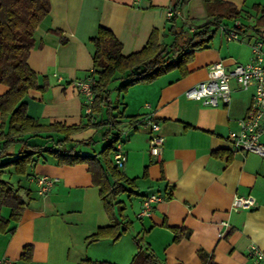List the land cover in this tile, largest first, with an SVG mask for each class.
<instances>
[{"label": "crops", "instance_id": "0c3cea01", "mask_svg": "<svg viewBox=\"0 0 264 264\" xmlns=\"http://www.w3.org/2000/svg\"><path fill=\"white\" fill-rule=\"evenodd\" d=\"M218 1L230 3L241 12L237 20L244 27L237 32L240 41L228 42L217 30L207 47L193 52L185 74L171 69L152 81L132 85L125 94L119 93L116 101L119 98L122 112L110 94L111 112L119 115L118 125L110 131L107 125L103 133L107 135L101 138L104 148L115 134L124 132L119 142L126 161L118 171L134 183L123 184L115 199L123 211L119 216L114 208L113 214L121 227L128 226L127 230L117 241H87L112 221L100 197L105 178L111 181L100 155L102 149L96 152L83 147L80 154L91 160L73 165L58 164L54 157L42 153L26 175L15 174L18 178L13 186V169L1 170L2 179L13 189L22 188L20 193L27 201L20 220L9 222L8 229L14 231L0 233L1 262L79 264L90 260L130 264L138 250L136 237L159 264H202L199 250L211 255L216 264H253L249 247L255 245L264 251V158L234 152L228 140L251 104L253 87L243 91L230 81V102L219 107L187 100L183 93L204 81L213 63L231 67L250 62L251 45L264 33V0ZM49 4L28 58L45 90L32 91L25 99L26 113L47 125L87 123L83 97L74 83L92 72L91 39L99 27L111 30L121 43V54L128 56L138 53L153 31L159 43L171 38L167 36L172 25L166 18L168 9L179 15L176 26H184L190 33L206 20L204 0H49ZM256 25L258 32L253 29ZM258 40L264 42V38ZM116 83L119 86L122 82ZM6 89L0 84V96ZM146 114H152L160 126L163 146L159 160L149 155L147 129L132 128L128 122L129 117ZM98 121L99 117L93 123ZM260 141L264 143V135ZM11 150L7 152L16 149ZM112 153L108 159L115 167ZM41 176L55 179L44 194L38 192L36 183ZM25 190L29 191L28 198ZM151 194L164 199L151 205L148 217H142V202ZM235 196L253 197L256 207L233 211ZM9 214L8 207L0 209L2 218L8 219ZM222 222L227 226H221ZM175 229L182 232L178 242L173 239ZM26 245L31 247L27 255Z\"/></svg>", "mask_w": 264, "mask_h": 264}, {"label": "trees", "instance_id": "16d2710c", "mask_svg": "<svg viewBox=\"0 0 264 264\" xmlns=\"http://www.w3.org/2000/svg\"><path fill=\"white\" fill-rule=\"evenodd\" d=\"M206 20L203 25L194 27L193 32L185 30L184 26H176V17L168 19L172 23L167 36L172 39L171 44L159 43L156 31H153L145 46L137 53L123 56L121 43L114 37L111 30L104 27L97 29L91 39L94 46L92 57L93 69L87 76L94 78L91 87L93 100L90 114L84 116L86 124L64 125L60 123L40 124L26 112L25 99L32 91H44L45 85L39 82V75L28 64V58L34 45V34L50 10L49 0H0V84L7 87L0 96V158L7 161L0 164V209L8 207V219L0 216V233H12L8 229L9 222H18L27 205L21 193L22 188L13 189L2 179V169L12 168L18 176L26 175L42 153H47L57 160L58 164L73 165L90 161L88 155L76 152V147H91L93 140L88 138L73 141L72 136L87 127L108 125L116 128L117 118L112 114L114 109L110 104L111 84L122 82L117 90L125 94L128 89L139 82H149L163 75L171 69L182 70L186 73V65L192 60L193 52L207 47L213 40L220 26L233 27L237 32L243 31V25L234 26L241 12L230 3L218 0H204ZM257 25L253 27L258 32ZM190 29V28H189ZM64 43V40L61 41ZM144 67L145 72L136 75L134 68ZM86 76V77H87ZM100 121L93 123L95 118ZM137 117H129L132 123ZM106 134L103 136L105 137ZM118 134L109 140L100 155L110 174L111 181L105 178V184L100 190V197L107 213L111 216V223L99 228L87 238L89 242L109 238L117 241L128 226L121 227V223L114 217V208L121 216L122 208L115 202L124 185H133L134 180L127 179L120 174L116 167H112L108 156L113 151ZM18 146L15 152L8 153L10 147ZM112 182V183H111ZM124 184V185H123ZM113 187V188H112ZM112 188V189H111ZM24 194L29 197V191ZM174 242L180 239L181 230L175 229ZM187 236L188 233H184ZM141 238L136 237L138 250L130 264H159L154 254L143 247ZM25 254L31 252V247H24ZM199 260L202 264H216L213 257L199 250ZM79 264H113L105 261L83 260Z\"/></svg>", "mask_w": 264, "mask_h": 264}, {"label": "built area", "instance_id": "2783aa9c", "mask_svg": "<svg viewBox=\"0 0 264 264\" xmlns=\"http://www.w3.org/2000/svg\"><path fill=\"white\" fill-rule=\"evenodd\" d=\"M166 18L179 16L174 9L166 11ZM239 25V22H234V26ZM191 29V28H190ZM223 38L228 41H240L237 31L233 27L220 26L218 29ZM264 42L261 40L255 41L251 45L252 59L248 63H234L231 67H226L222 62H216L209 66L207 78L188 88L184 93L187 100L200 103L207 107H219L228 105L230 102L231 89L230 81L237 83L243 91L253 87L254 93L249 108L245 116L238 121V128L229 133L228 140L234 152L252 153L261 158H264V143L260 141V137L264 135ZM94 83L92 76H87L83 80L75 82V86L83 97V109L85 114H90L93 94L91 87ZM132 128L144 127L148 131V152L149 155L159 160L163 146V138L160 136V126L153 118L152 114H146L137 117L132 123H129ZM120 134L117 137L113 148V164L117 169H121L126 161V155L119 142ZM55 182V179L41 176L36 179L37 186L41 194L46 193ZM164 198L156 194L147 196L142 202L140 216L148 217L151 210V205L162 201ZM256 207V201L250 196H235L231 202V209L251 210ZM221 226L226 227L227 224L222 222ZM222 233L218 234L221 238ZM248 256L252 259L253 264H264V251L259 250L255 245H251L248 250ZM0 264H10L3 263Z\"/></svg>", "mask_w": 264, "mask_h": 264}, {"label": "rangeland", "instance_id": "374dc122", "mask_svg": "<svg viewBox=\"0 0 264 264\" xmlns=\"http://www.w3.org/2000/svg\"><path fill=\"white\" fill-rule=\"evenodd\" d=\"M221 34V33H220ZM258 39L259 38H264V33H262L261 35H259L258 37H257ZM257 39V40H258ZM255 40V39H254ZM256 40V41H257ZM167 42H165V44L166 45H169V44H171V42H172V39L171 38H169V40L167 39L166 40ZM243 44L245 45L246 43V40H244L243 39ZM116 86H118V84L116 83V82H114V83H112L111 84V97H112V99L114 100V101H116V99H117V95L120 97V95H119V92L117 91V90H114V88L116 87ZM119 98H118V100L116 101V107L117 106H119V110L122 112L123 111V106L122 105H119ZM108 127H107V125H102V126H100V127H98V128H96V129H91V130H85V131H81V132H79V134H77L76 136H75V139L73 140L74 142H75V140H84L85 138H88V137H91V138H93V143H92V145H91V149L90 150H94V151H96V152H98L99 150H101L102 148H103V145H104V143H103V141H102V136L101 135H103V133H105V131H106V129H107ZM121 136V138H123L124 137V132H121V133H119ZM18 148V146H12V147H10L9 148V150H8V152H10V151H12L11 149H17ZM83 147H76V152H80V150L82 149ZM8 160V158H6V157H2V158H0V164H2V163H4L5 161H7ZM122 169V168H121ZM5 179H7V176L5 175V177H4ZM18 177L15 175V174H12V181H10V184L13 186L14 184H13V182L17 179ZM20 181V180H19Z\"/></svg>", "mask_w": 264, "mask_h": 264}, {"label": "water", "instance_id": "95a60500", "mask_svg": "<svg viewBox=\"0 0 264 264\" xmlns=\"http://www.w3.org/2000/svg\"><path fill=\"white\" fill-rule=\"evenodd\" d=\"M133 71L139 77V75H141V74H143L145 72V68L144 67H140V69L139 68L138 69L134 68Z\"/></svg>", "mask_w": 264, "mask_h": 264}]
</instances>
